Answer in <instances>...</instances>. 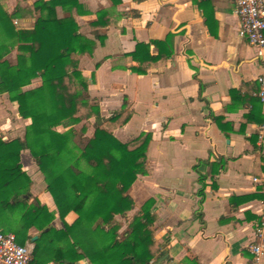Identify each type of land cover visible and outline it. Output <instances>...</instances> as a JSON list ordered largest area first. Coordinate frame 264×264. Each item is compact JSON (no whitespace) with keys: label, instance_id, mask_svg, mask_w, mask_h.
Here are the masks:
<instances>
[{"label":"crops","instance_id":"1","mask_svg":"<svg viewBox=\"0 0 264 264\" xmlns=\"http://www.w3.org/2000/svg\"><path fill=\"white\" fill-rule=\"evenodd\" d=\"M80 3L87 14L76 16V21L90 39L89 25L96 21V13H107V24L100 29L105 34L103 43L95 40L91 56L77 57L90 99L104 119L125 105L129 120L112 131L119 141L127 142L141 133L151 136L147 173L137 176L128 191L133 209L119 233L142 204L152 199L157 256L164 254L156 264H185V258L197 264H264V253L255 261L249 251L255 227L264 221L262 106L253 121L245 119L251 106H258L256 79L264 73V51L260 56L238 37L234 0ZM16 6L17 0L0 1L1 10L8 14ZM56 12L63 16L60 8ZM35 19L25 15L16 20L19 28L28 29ZM169 34L173 35L171 56L144 64L143 75L133 73L130 68L139 66L130 56L136 44L163 41ZM157 52L154 46L149 47L151 55ZM37 82L40 80H33L27 88ZM2 101L10 104L8 98ZM259 115L262 124L255 121ZM23 120L25 126L30 123ZM23 134L13 137L0 131L3 139H22ZM221 160L224 168L211 177V170ZM20 161L31 179L32 197L55 213L52 226L62 229L43 176L27 150L21 151ZM252 195L259 197L239 200ZM231 198L237 200L231 202ZM75 219L76 215L69 213L64 221L71 224ZM119 219L124 218L117 216ZM29 235L37 238V231L31 229ZM76 264L91 263L82 259Z\"/></svg>","mask_w":264,"mask_h":264},{"label":"trees","instance_id":"2","mask_svg":"<svg viewBox=\"0 0 264 264\" xmlns=\"http://www.w3.org/2000/svg\"><path fill=\"white\" fill-rule=\"evenodd\" d=\"M28 1L17 0L10 14L0 8V95L7 94L19 117L30 120L22 139L0 135V231L13 233L20 245L32 243L31 264H76L82 259L91 264H156L164 254L157 256L153 200L142 204L123 233H119L116 220L117 216L125 219L133 209L128 191L137 176L147 173L146 150L151 136L141 133L127 142L115 138L113 129L126 124L130 113L123 105V111L102 118L88 95V81L78 69L77 57L91 56L95 40L103 43L105 34L100 29L107 24V13H96V21L89 25L90 39L76 21V16L87 14L80 0H33L30 6ZM57 8L62 17H58ZM25 15L36 16L32 27L17 29L12 21ZM172 37L169 34L163 41L137 43L130 56L139 66L130 70L143 75L144 64L169 58ZM150 46L157 48L156 55L149 53ZM12 50L16 51L13 64L6 59ZM35 79L39 84L27 88ZM256 101L258 106H251L247 121L260 112L261 104ZM255 121L262 124L263 116ZM81 122L84 124L76 130L74 126ZM59 126L67 129L59 132ZM88 128L93 132L85 137ZM22 150L29 152L42 174L62 229L52 226L55 213L32 197L31 179L20 161ZM224 164L221 160L210 176ZM198 194L202 195V189ZM254 197L259 196L239 200ZM234 200L237 198L230 199ZM69 213L76 215L71 224L64 221ZM31 229L37 231L32 242ZM184 263L197 264L190 258Z\"/></svg>","mask_w":264,"mask_h":264},{"label":"built area","instance_id":"3","mask_svg":"<svg viewBox=\"0 0 264 264\" xmlns=\"http://www.w3.org/2000/svg\"><path fill=\"white\" fill-rule=\"evenodd\" d=\"M235 13L238 18L237 35L246 43L257 49L262 56L264 51V0H234ZM17 25L16 21H13ZM258 90L255 93L264 110V73L256 79ZM254 242L249 247L255 261L264 253V221L257 224L254 230ZM32 248L17 243L13 233L0 231V264H31Z\"/></svg>","mask_w":264,"mask_h":264},{"label":"rangeland","instance_id":"4","mask_svg":"<svg viewBox=\"0 0 264 264\" xmlns=\"http://www.w3.org/2000/svg\"><path fill=\"white\" fill-rule=\"evenodd\" d=\"M3 2H5V0H1ZM13 1H11L12 3ZM13 5V4H12ZM13 12V11H12ZM11 12V13H12ZM13 21H16L17 22V25H14L13 24ZM12 21V24L16 27V28H19L20 25L18 24V21L17 20H13ZM6 59L8 62H10L11 64H13L15 62V59H16V51L15 50H12L7 56H6ZM39 83V82H37ZM32 84V83H31ZM4 98H3V97ZM7 99L8 96L7 94L6 95H3L1 94L0 95V131H2V133H5L6 135L10 134V135H13V137L15 136H19L22 134V132L24 131V127H25V122L23 119H21L19 117V115L17 114V111L16 109L14 108L15 106H13V103H10V104H7V102L5 103L7 106L4 107V103L2 100L4 99ZM89 123H91V119L89 120ZM84 124V122H81L80 124L74 126V128L76 130H79L82 125ZM58 131H64L66 130L67 128L66 127H63V126H59L56 128ZM91 131V128H88L87 131H86V134L87 135L88 133H90ZM84 135V136H85ZM117 222L123 226L125 225V219H119L117 220ZM159 255V254H158ZM157 263V262H156Z\"/></svg>","mask_w":264,"mask_h":264},{"label":"water","instance_id":"5","mask_svg":"<svg viewBox=\"0 0 264 264\" xmlns=\"http://www.w3.org/2000/svg\"><path fill=\"white\" fill-rule=\"evenodd\" d=\"M35 238H36V237H33V238L31 239V241H34V240H35Z\"/></svg>","mask_w":264,"mask_h":264}]
</instances>
